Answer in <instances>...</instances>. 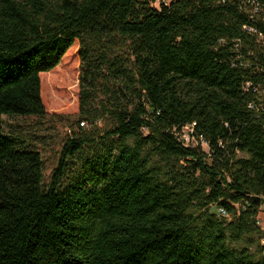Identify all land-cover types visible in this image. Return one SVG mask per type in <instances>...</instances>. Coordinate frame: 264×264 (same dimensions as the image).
Returning a JSON list of instances; mask_svg holds the SVG:
<instances>
[{
  "label": "trees",
  "instance_id": "16d2710c",
  "mask_svg": "<svg viewBox=\"0 0 264 264\" xmlns=\"http://www.w3.org/2000/svg\"><path fill=\"white\" fill-rule=\"evenodd\" d=\"M245 27L264 34L222 0H0V264H264V54ZM77 46L79 128L114 126L73 132L45 185L3 116H47L42 74Z\"/></svg>",
  "mask_w": 264,
  "mask_h": 264
},
{
  "label": "rangeland",
  "instance_id": "374dc122",
  "mask_svg": "<svg viewBox=\"0 0 264 264\" xmlns=\"http://www.w3.org/2000/svg\"><path fill=\"white\" fill-rule=\"evenodd\" d=\"M77 47L66 56L63 64L48 74H42L43 99L49 114L38 116H3V127L7 134L18 136L25 145L38 151L44 162V184L50 183L54 169L58 166L63 146L75 134L91 137L101 136L114 126V120L108 115L100 119L96 125L86 124L83 129L79 121V62L76 56ZM124 50L122 51V54ZM74 69L73 81L63 79L65 67ZM104 98L103 95L100 99ZM89 147L82 158H88L95 152ZM74 167L80 168L81 160L75 159ZM76 164V166H75ZM215 213L217 208L211 207ZM259 226L264 230V203L261 205ZM256 247L257 238L253 243Z\"/></svg>",
  "mask_w": 264,
  "mask_h": 264
},
{
  "label": "built area",
  "instance_id": "2783aa9c",
  "mask_svg": "<svg viewBox=\"0 0 264 264\" xmlns=\"http://www.w3.org/2000/svg\"><path fill=\"white\" fill-rule=\"evenodd\" d=\"M154 2H159V0H153ZM170 0H165V3L168 4ZM225 2L237 3L240 10L244 11L248 17L255 22H262L264 24V1L262 0H222ZM249 33L255 35L257 37V42L262 46L263 54H264V34L259 33L255 28L245 27ZM253 87L252 83H247L246 91L250 90ZM253 91L256 93L257 102L252 103L249 107L256 111L261 110L264 106V86L258 85L253 88ZM189 131V127L183 130V139L186 143H189V137L187 136V132ZM221 213L225 215V212L221 210ZM264 244V240H263Z\"/></svg>",
  "mask_w": 264,
  "mask_h": 264
},
{
  "label": "water",
  "instance_id": "95a60500",
  "mask_svg": "<svg viewBox=\"0 0 264 264\" xmlns=\"http://www.w3.org/2000/svg\"><path fill=\"white\" fill-rule=\"evenodd\" d=\"M253 201L256 202L257 204H261L262 198L259 196H254Z\"/></svg>",
  "mask_w": 264,
  "mask_h": 264
}]
</instances>
